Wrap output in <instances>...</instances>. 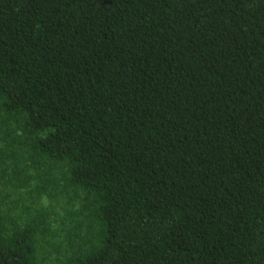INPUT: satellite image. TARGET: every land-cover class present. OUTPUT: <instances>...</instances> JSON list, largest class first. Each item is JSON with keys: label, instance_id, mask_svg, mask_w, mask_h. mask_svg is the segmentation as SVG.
Masks as SVG:
<instances>
[{"label": "trees", "instance_id": "16d2710c", "mask_svg": "<svg viewBox=\"0 0 264 264\" xmlns=\"http://www.w3.org/2000/svg\"><path fill=\"white\" fill-rule=\"evenodd\" d=\"M0 264H264V0H0Z\"/></svg>", "mask_w": 264, "mask_h": 264}]
</instances>
